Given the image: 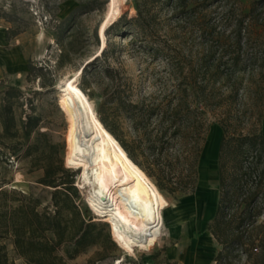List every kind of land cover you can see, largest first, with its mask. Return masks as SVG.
<instances>
[{"label":"rangeland","instance_id":"1","mask_svg":"<svg viewBox=\"0 0 264 264\" xmlns=\"http://www.w3.org/2000/svg\"><path fill=\"white\" fill-rule=\"evenodd\" d=\"M253 1L191 0L189 8L194 10L184 14L175 12L169 0H156L155 3L151 0H126L121 6L120 17L112 23L116 25L113 28L110 25L102 38L100 27L104 23L109 0H0V28L7 29L8 38H13L14 45L21 47L23 55L19 59L26 62L25 71L19 74L10 75L2 70L0 86L4 91L13 88L22 92L19 103L24 106L16 107L17 115L24 110L41 116V132L48 133L52 142L59 144V157L64 167L75 175L78 204L84 215L107 224L105 232L109 233L113 245L109 250L110 257L97 264H166L168 248L176 246L183 249L191 244V225L203 223L206 217H210L211 208L215 217L220 197L218 155L223 137L220 124L227 125L229 135L234 139L264 135V23L245 18L251 25V31L243 38L245 45L240 50L241 62L236 68L239 73L230 81L238 83L239 94L232 100L227 99L229 83L226 78L221 79L216 84L222 93L219 95L221 106L207 110L205 116L199 115L195 119L198 133L207 139L205 144L202 143L204 147L199 160V190L193 194H181L158 188L165 226L154 236L148 248H140L134 255H129L117 245L110 224L91 207L89 199L93 193V178L85 182L83 168L67 164L69 120L61 107L60 84L80 71L78 85L93 103L98 117L107 119L108 123L117 117L129 139L133 135L132 125L121 110L115 115L117 103H137L144 95L169 93L174 81L170 79V67L165 57L167 54L190 57L201 53L202 46L216 36L210 34L212 27L220 35L228 37L224 43L227 50L221 47L217 54L223 55V51H228L224 61L231 60L238 49L234 35L230 33L241 16L249 12ZM144 3H148L150 9L147 17L150 25L141 30L129 22L137 16L136 6ZM105 49L106 55L103 54ZM29 64L33 67L31 72ZM231 68L227 64L223 71ZM203 121L209 125L206 132ZM137 160L149 169L142 157ZM27 167V160L18 167L5 160L1 162L0 186L34 194L49 205L52 190L37 184L41 173L27 174ZM171 172L175 178L183 177L185 164L175 165ZM229 173L230 182L234 178L237 181L235 187L233 184L230 186L231 192L234 188L237 190L233 199V204H236L245 198L253 185L248 176L240 177L241 173L233 162L229 163ZM150 179L158 185L155 178ZM258 200L256 212L260 211V215L249 218L252 224L236 229V223L247 219L240 209L236 223L231 226V237L239 235L241 241L222 245L215 239L216 259L220 254L215 264H264V192L262 197L258 195ZM232 215L233 208L228 211L227 218ZM210 222L197 229L195 235L202 234ZM4 243L15 264H24L15 256L12 242ZM98 249L89 248L72 263L88 264Z\"/></svg>","mask_w":264,"mask_h":264},{"label":"trees","instance_id":"2","mask_svg":"<svg viewBox=\"0 0 264 264\" xmlns=\"http://www.w3.org/2000/svg\"><path fill=\"white\" fill-rule=\"evenodd\" d=\"M169 1L175 12L190 14L194 10L189 8L191 0ZM155 2L151 0V3ZM136 9L137 16L129 24L145 30L150 25L148 3L137 5ZM245 18L264 23V0H254L249 12L241 16L231 31L238 49L231 60L224 61L228 51H223V55L217 54L221 47L227 50L224 43L228 37L220 35L212 27L210 34L216 36L202 46L201 53L190 57L178 53L165 57L170 67V79L174 81L169 93L144 95L137 103H117L115 115L121 110L127 116L132 125V137L126 138L127 131L117 117L111 123L99 118L130 159L149 177L156 179L160 190L193 194L197 189L202 143L205 144L207 139L198 133L195 119L199 115L205 116L207 110L221 106V89L216 86L221 79L226 78L229 83L227 99L232 100L239 94L238 83L230 81L239 73L236 68L241 62L240 50L245 45L243 38L251 31V25L246 23ZM103 54L106 55V49ZM227 64L232 68L226 72L223 67ZM28 69L32 71L31 64ZM21 96L20 90L10 88L3 91L0 97V163L5 160L16 167V164L27 160L26 173H41L36 183L52 190L51 201L45 205L43 199L34 194L0 186V264H15L5 241L12 242L15 256L24 264H73L91 247L99 249L88 264L108 259L113 243L109 233L105 232L107 224L95 222L84 215L78 204L75 175L64 167L59 157V144L53 143L48 133L41 132V116L24 110L16 114V107L24 106L19 103ZM202 123L204 131H208L209 125L206 121ZM220 127L223 130L218 155L220 197L208 230L218 243L227 245L242 239L239 235L231 237L229 233L240 209L247 219L236 223L237 230L252 224L249 218L260 215L256 208L258 195L262 197L264 192V135L234 139L229 135L227 125L222 123ZM138 157L143 158L149 169L138 162ZM230 162L237 167L240 177L248 176L253 185L245 198L236 204H233V199L237 190L234 188L231 192L230 186L233 184L235 187L237 181L234 178L230 182ZM182 163L186 173L181 178H175L171 171L175 165ZM231 208L233 215L228 219L227 213ZM219 258L220 254L216 261Z\"/></svg>","mask_w":264,"mask_h":264},{"label":"bare ground","instance_id":"3","mask_svg":"<svg viewBox=\"0 0 264 264\" xmlns=\"http://www.w3.org/2000/svg\"><path fill=\"white\" fill-rule=\"evenodd\" d=\"M125 2L109 0L100 37L120 17ZM79 73L59 86L61 107L69 120L67 164L83 168L85 182L93 178L91 207L110 224L117 245L134 255L136 250L148 248L165 226L160 190L104 127L78 85Z\"/></svg>","mask_w":264,"mask_h":264},{"label":"crops","instance_id":"4","mask_svg":"<svg viewBox=\"0 0 264 264\" xmlns=\"http://www.w3.org/2000/svg\"><path fill=\"white\" fill-rule=\"evenodd\" d=\"M13 41V38H8L7 29L0 28V73L3 70L5 73L12 75L25 71L26 62L19 59L23 55L21 47L15 46ZM3 91V86H0V92ZM198 188L196 192L199 190ZM209 214L210 217H206L200 225H191L189 230L192 238L191 244L183 249L176 246L167 249L165 253L166 264H215L216 247L212 233L207 228L202 234L195 235L197 229L205 227L214 217L215 211L213 208H211Z\"/></svg>","mask_w":264,"mask_h":264},{"label":"built area","instance_id":"5","mask_svg":"<svg viewBox=\"0 0 264 264\" xmlns=\"http://www.w3.org/2000/svg\"><path fill=\"white\" fill-rule=\"evenodd\" d=\"M26 1H28V2H33V0H26ZM16 167H18V164H16Z\"/></svg>","mask_w":264,"mask_h":264}]
</instances>
